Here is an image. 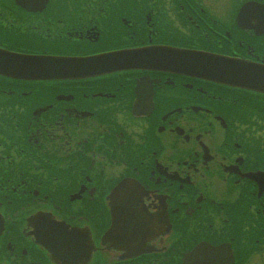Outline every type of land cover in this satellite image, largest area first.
<instances>
[{"label":"flooded vegetation","instance_id":"obj_1","mask_svg":"<svg viewBox=\"0 0 264 264\" xmlns=\"http://www.w3.org/2000/svg\"><path fill=\"white\" fill-rule=\"evenodd\" d=\"M166 47L263 72H176ZM0 50L136 61L0 74V264H180L199 242L264 255V0H0ZM119 185L150 226L132 260L106 236Z\"/></svg>","mask_w":264,"mask_h":264},{"label":"water","instance_id":"obj_2","mask_svg":"<svg viewBox=\"0 0 264 264\" xmlns=\"http://www.w3.org/2000/svg\"><path fill=\"white\" fill-rule=\"evenodd\" d=\"M4 57H6V56L0 54V74H6L7 75V74L13 72L16 68L12 64V63H14L13 61L6 59ZM192 62L193 61H191L190 59L186 60V63H188L190 65L189 66L190 69L202 70L203 73H205V74L214 73L210 69H207L205 66L202 67V65L197 64V63L192 64ZM197 65H200L201 67L197 68ZM19 67H21V66H19ZM116 225H117V223H116ZM196 253H198V252H196ZM196 253H193L192 255L189 256L186 264H194L195 263V259L200 257ZM204 253H206V252H204ZM206 255H210V256H206V257H211L208 259H214L215 260V261H213V262H215L214 264H232L231 257L225 256L224 254H219V251H216L215 249H213V250L208 249V253H206Z\"/></svg>","mask_w":264,"mask_h":264},{"label":"snow or ice","instance_id":"obj_3","mask_svg":"<svg viewBox=\"0 0 264 264\" xmlns=\"http://www.w3.org/2000/svg\"><path fill=\"white\" fill-rule=\"evenodd\" d=\"M47 0H45V3ZM43 7V5H42ZM59 19V17L57 18ZM110 63H112L114 66L117 67H131L136 66V61L133 56L130 54L125 53H116L112 57L107 58ZM39 70H45V71H54V72H87V71H94V70H103L108 71L110 69L106 68H96L92 65H83V64H66V65H57L53 67H48L45 69H39Z\"/></svg>","mask_w":264,"mask_h":264},{"label":"rangeland","instance_id":"obj_4","mask_svg":"<svg viewBox=\"0 0 264 264\" xmlns=\"http://www.w3.org/2000/svg\"><path fill=\"white\" fill-rule=\"evenodd\" d=\"M256 264H264V262L259 260V261L256 262Z\"/></svg>","mask_w":264,"mask_h":264}]
</instances>
